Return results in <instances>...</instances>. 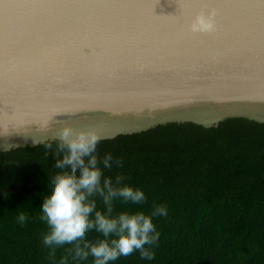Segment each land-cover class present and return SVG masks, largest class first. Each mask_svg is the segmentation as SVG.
Segmentation results:
<instances>
[{
	"label": "water",
	"instance_id": "water-1",
	"mask_svg": "<svg viewBox=\"0 0 264 264\" xmlns=\"http://www.w3.org/2000/svg\"><path fill=\"white\" fill-rule=\"evenodd\" d=\"M232 118L264 123V0H0V152Z\"/></svg>",
	"mask_w": 264,
	"mask_h": 264
},
{
	"label": "trees",
	"instance_id": "trees-1",
	"mask_svg": "<svg viewBox=\"0 0 264 264\" xmlns=\"http://www.w3.org/2000/svg\"><path fill=\"white\" fill-rule=\"evenodd\" d=\"M50 143L55 147L56 141ZM97 152L123 158L122 169L105 175L127 176L147 197L144 205L116 201L115 212L150 213L153 203L168 208L167 217L153 218L160 238L152 261L134 252L110 264H264V123H170L101 140ZM55 162L44 145L0 152V264H59L71 247H58L49 259L41 239L47 225L38 216ZM97 203L103 207L99 198ZM21 211L29 215L24 225L17 222ZM98 236L86 234L90 240Z\"/></svg>",
	"mask_w": 264,
	"mask_h": 264
},
{
	"label": "clouds",
	"instance_id": "clouds-1",
	"mask_svg": "<svg viewBox=\"0 0 264 264\" xmlns=\"http://www.w3.org/2000/svg\"><path fill=\"white\" fill-rule=\"evenodd\" d=\"M215 16V9L201 10L191 20L189 31L214 33ZM102 139L95 126L76 127L65 122L52 136L55 147L50 142L44 143L46 155L52 151L56 157L53 166L57 171L49 178L50 191L43 196L38 219L47 225L41 239L49 249V259L55 258L58 247L71 245L65 248L59 264H69V259L86 261L89 256L93 258L92 264H110L134 252H138L142 260L155 258L152 249L158 246L160 232L153 218L167 217L168 208L164 203H153L150 213L115 212L116 201L144 205L147 197L142 189L128 182L127 176L119 172L114 177L105 175V170L113 167L122 169L124 160L111 152L100 156L97 146ZM97 198L102 208L98 207ZM28 219L27 212H18L19 224L24 225ZM90 231L99 236L87 239Z\"/></svg>",
	"mask_w": 264,
	"mask_h": 264
}]
</instances>
